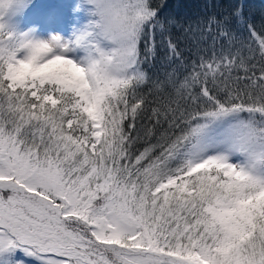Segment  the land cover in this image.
<instances>
[{
    "label": "snow or ice",
    "instance_id": "1",
    "mask_svg": "<svg viewBox=\"0 0 264 264\" xmlns=\"http://www.w3.org/2000/svg\"><path fill=\"white\" fill-rule=\"evenodd\" d=\"M0 264H264V0H0Z\"/></svg>",
    "mask_w": 264,
    "mask_h": 264
},
{
    "label": "trees",
    "instance_id": "2",
    "mask_svg": "<svg viewBox=\"0 0 264 264\" xmlns=\"http://www.w3.org/2000/svg\"><path fill=\"white\" fill-rule=\"evenodd\" d=\"M172 2L175 4L177 2V0H172ZM179 2L183 3L184 0H179ZM253 2L256 4L257 6V11H259V5H260V0H253ZM174 11H184L183 9H173Z\"/></svg>",
    "mask_w": 264,
    "mask_h": 264
}]
</instances>
